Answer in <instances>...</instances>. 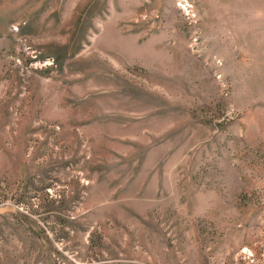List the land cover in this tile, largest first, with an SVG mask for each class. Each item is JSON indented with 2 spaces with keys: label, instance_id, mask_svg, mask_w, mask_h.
I'll return each mask as SVG.
<instances>
[{
  "label": "rangeland",
  "instance_id": "1",
  "mask_svg": "<svg viewBox=\"0 0 264 264\" xmlns=\"http://www.w3.org/2000/svg\"><path fill=\"white\" fill-rule=\"evenodd\" d=\"M0 264H264V0H0Z\"/></svg>",
  "mask_w": 264,
  "mask_h": 264
},
{
  "label": "built area",
  "instance_id": "2",
  "mask_svg": "<svg viewBox=\"0 0 264 264\" xmlns=\"http://www.w3.org/2000/svg\"><path fill=\"white\" fill-rule=\"evenodd\" d=\"M181 1H185V0H181Z\"/></svg>",
  "mask_w": 264,
  "mask_h": 264
}]
</instances>
